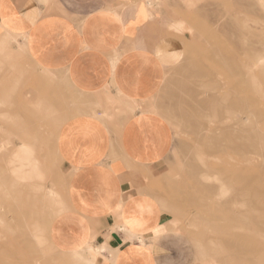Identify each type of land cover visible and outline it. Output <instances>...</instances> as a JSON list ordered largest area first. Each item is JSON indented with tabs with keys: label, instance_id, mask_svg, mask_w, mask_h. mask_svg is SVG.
Returning <instances> with one entry per match:
<instances>
[{
	"label": "rangeland",
	"instance_id": "1",
	"mask_svg": "<svg viewBox=\"0 0 264 264\" xmlns=\"http://www.w3.org/2000/svg\"><path fill=\"white\" fill-rule=\"evenodd\" d=\"M178 12L191 23L173 28L188 35L150 104L173 145L149 190L189 264H264V0H191ZM25 72L0 79V264H72L49 236L68 179L55 129L72 90L64 78L57 107L55 76Z\"/></svg>",
	"mask_w": 264,
	"mask_h": 264
},
{
	"label": "crops",
	"instance_id": "2",
	"mask_svg": "<svg viewBox=\"0 0 264 264\" xmlns=\"http://www.w3.org/2000/svg\"><path fill=\"white\" fill-rule=\"evenodd\" d=\"M187 3L0 0V79L26 81L27 69L50 73L57 107L64 78L72 90L55 129L68 176L49 231L59 250L71 253L91 234L110 264H189L181 229L149 190L173 145L167 120L150 104L175 42L188 35L173 28L191 23L178 12ZM36 87L47 97V85ZM137 202L146 216L135 214ZM138 229L146 234L138 237Z\"/></svg>",
	"mask_w": 264,
	"mask_h": 264
},
{
	"label": "clouds",
	"instance_id": "3",
	"mask_svg": "<svg viewBox=\"0 0 264 264\" xmlns=\"http://www.w3.org/2000/svg\"><path fill=\"white\" fill-rule=\"evenodd\" d=\"M135 214L144 216L147 215L146 208L143 206V202H137L134 206ZM142 229L137 230V236L145 235ZM156 234H153V239L151 243L156 242ZM95 238L93 235L82 241L79 247L71 249L72 264H100L101 261H104V264H110V261L105 259L107 253L101 252V245L94 246Z\"/></svg>",
	"mask_w": 264,
	"mask_h": 264
},
{
	"label": "bare ground",
	"instance_id": "4",
	"mask_svg": "<svg viewBox=\"0 0 264 264\" xmlns=\"http://www.w3.org/2000/svg\"><path fill=\"white\" fill-rule=\"evenodd\" d=\"M259 63H262V64H264V62H263V59H261V60L259 61ZM13 162H14V161H13ZM20 169H21V168H20ZM39 177H40V176H39ZM246 192H249V191H248V190H246ZM59 211H60V210H59ZM55 215H56V214H55ZM21 254H23V251H21V252H20V255H21Z\"/></svg>",
	"mask_w": 264,
	"mask_h": 264
}]
</instances>
